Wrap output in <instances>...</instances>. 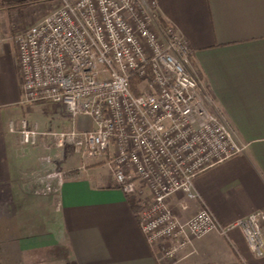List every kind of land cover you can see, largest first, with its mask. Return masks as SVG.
Masks as SVG:
<instances>
[{
	"label": "built area",
	"instance_id": "2783aa9c",
	"mask_svg": "<svg viewBox=\"0 0 264 264\" xmlns=\"http://www.w3.org/2000/svg\"><path fill=\"white\" fill-rule=\"evenodd\" d=\"M22 104H61L74 119L68 132L19 128L22 145L41 136L73 144L84 161L102 162L115 186L139 195L140 229L158 261L179 264L182 250L216 232L240 227L250 250L264 256V209L223 226L202 201L186 220L169 200L182 192V209L200 199L194 178L244 153L222 110L198 78L188 41L164 24L157 0H60L36 23L15 35ZM88 116L93 128L75 121ZM64 172H50L34 184L37 194H55Z\"/></svg>",
	"mask_w": 264,
	"mask_h": 264
},
{
	"label": "crops",
	"instance_id": "0c3cea01",
	"mask_svg": "<svg viewBox=\"0 0 264 264\" xmlns=\"http://www.w3.org/2000/svg\"><path fill=\"white\" fill-rule=\"evenodd\" d=\"M24 1L0 0V264L57 259L65 264H168L157 260L140 229L139 195H126L100 165L92 166L96 162L82 165L81 158L54 151L55 136L22 145L10 130L12 121L19 128L26 119L18 117L16 107L24 105L23 91L17 33L9 29L14 5ZM157 1L161 21L175 25L188 41L208 96L248 144L244 153L194 178L200 199L187 200L188 209L180 206L182 192L169 204L186 220L203 201L229 226L264 209V0ZM75 124L79 130L93 128L88 116ZM50 170H73L59 189L60 202L52 194L34 192L36 180ZM180 256L179 264H264L240 227L228 237L212 232L197 238Z\"/></svg>",
	"mask_w": 264,
	"mask_h": 264
},
{
	"label": "rangeland",
	"instance_id": "374dc122",
	"mask_svg": "<svg viewBox=\"0 0 264 264\" xmlns=\"http://www.w3.org/2000/svg\"><path fill=\"white\" fill-rule=\"evenodd\" d=\"M59 3L60 0H31V2L26 6L23 5L22 7H19L17 6V4H15L13 9H16V14H18V16L14 18V16L16 15L15 13L10 15L9 29L14 31L15 33H19L27 29L30 25L36 23L41 17L55 9L59 5ZM16 107L18 108V117L20 119L26 118L34 127L37 126V128L50 133L68 132L71 129V121H74L72 116L65 110V108L58 103L37 102L26 105H18ZM88 125L90 124H85V126ZM55 143L56 145L53 146L54 151H61L67 155H71L74 158H77L78 160L81 158L79 157L80 155L75 151L72 143L65 141L62 147L57 146V139ZM55 148L57 150H55ZM87 162L88 161H84L82 159V165ZM96 165H100V168L104 169L109 174L108 169L103 165L102 162L92 163V166ZM56 171L64 172V179H66L70 175L73 176V170H50L44 175ZM52 195L55 196V199L57 201L56 195ZM38 264H65V262H63L62 260L59 261L57 259L48 260L42 263L40 262Z\"/></svg>",
	"mask_w": 264,
	"mask_h": 264
},
{
	"label": "trees",
	"instance_id": "16d2710c",
	"mask_svg": "<svg viewBox=\"0 0 264 264\" xmlns=\"http://www.w3.org/2000/svg\"><path fill=\"white\" fill-rule=\"evenodd\" d=\"M30 2H31V0H27V1H24V2H20V3H17V6H19V7H22L23 5L26 6V5H28Z\"/></svg>",
	"mask_w": 264,
	"mask_h": 264
}]
</instances>
